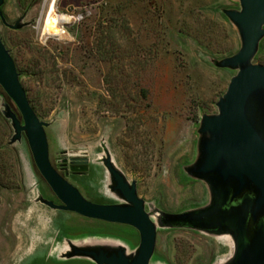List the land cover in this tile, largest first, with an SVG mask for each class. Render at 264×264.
Here are the masks:
<instances>
[{"label": "rangeland", "instance_id": "obj_1", "mask_svg": "<svg viewBox=\"0 0 264 264\" xmlns=\"http://www.w3.org/2000/svg\"><path fill=\"white\" fill-rule=\"evenodd\" d=\"M52 0H5L0 35L10 49L29 100L46 127L53 165L90 201L116 203L102 163L108 148L139 195L158 210L206 205V182L186 167L197 156L203 113L217 102L237 70L214 61L236 53L241 39L224 13L236 0H56L65 37L44 33ZM61 25V26H62ZM63 30V29H62ZM64 33V30H63ZM264 64V60L255 58ZM21 113L0 85V264H96L65 259L70 244L118 242L129 252L135 229L57 210L39 200L58 197L39 171L28 139L11 144L4 103ZM87 155L84 174L64 159ZM74 174V175H73ZM43 220V223L42 221ZM120 234L123 241L104 237ZM235 241L228 233L159 227L151 264H225Z\"/></svg>", "mask_w": 264, "mask_h": 264}, {"label": "water", "instance_id": "obj_2", "mask_svg": "<svg viewBox=\"0 0 264 264\" xmlns=\"http://www.w3.org/2000/svg\"><path fill=\"white\" fill-rule=\"evenodd\" d=\"M236 1L240 7L226 8L224 13L238 29L241 47L214 63L237 73L219 98L218 111L203 113L197 156L186 167L192 178L206 182L210 200L182 212L159 209L156 220L152 206L147 210V201L139 195L138 181L127 178L108 148L104 149L102 160L120 202L88 200L68 179L69 170L63 175L53 165L46 132L50 123L41 120L33 108L14 56L0 35V85L21 113L20 117L9 103H4L3 113L14 128L10 142L21 141L26 135L35 163L60 203L43 195L39 200L53 209L132 226L140 235L139 245L132 252L118 242L87 246L72 243L64 258L84 257L96 264H151L159 227H182L232 235L235 253L225 264H264V64L255 62L264 39V0ZM4 2L0 0L4 24L12 29L27 25L25 16L10 23L2 10ZM72 161L84 165L82 171L89 168L87 155L73 157Z\"/></svg>", "mask_w": 264, "mask_h": 264}, {"label": "bare ground", "instance_id": "obj_3", "mask_svg": "<svg viewBox=\"0 0 264 264\" xmlns=\"http://www.w3.org/2000/svg\"><path fill=\"white\" fill-rule=\"evenodd\" d=\"M55 1L56 0H52V4L50 5L48 14H47V18L45 21V27H44V33L47 35H57L62 37H65L63 30H62V23L59 17H57L56 15V10H55Z\"/></svg>", "mask_w": 264, "mask_h": 264}, {"label": "flooded vegetation", "instance_id": "obj_4", "mask_svg": "<svg viewBox=\"0 0 264 264\" xmlns=\"http://www.w3.org/2000/svg\"><path fill=\"white\" fill-rule=\"evenodd\" d=\"M74 157H81V156H74ZM72 159H73V157H71L70 159H64L63 160V163L61 164L62 165V167L64 168V169H68V168H72V167H76L77 168V171H74L75 173L74 174H84V173H86V171L87 170H85V171H82V167L84 166V165H82L81 163H78V162H73L72 161ZM103 159V158H102ZM90 162H91V159H90ZM89 162V163H90ZM102 163H103V160H102ZM104 164V163H103ZM88 166H89V164H88ZM105 166V165H104ZM89 169V168H88ZM73 172V171H72ZM109 172V171H108ZM73 174V175H74ZM110 174V173H109ZM110 178H111V175H110ZM112 184H113V181H112V178H111V184H110V188H111V190H112V192L116 195V192L115 191H113V189H112ZM117 196V195H116ZM58 202H60V200H58ZM42 221V223H43V220H41ZM110 238H112V237H110ZM114 239H117V238H114ZM118 240H121V241H123L122 239H118ZM235 248H236V246H235ZM71 250V247H70V249H68L66 252H64L63 253V255H62V257H64V254L65 253H67V252H69ZM234 253H235V250H234ZM234 255V254H233ZM233 257V256H232ZM65 259H67V258H65Z\"/></svg>", "mask_w": 264, "mask_h": 264}, {"label": "trees", "instance_id": "obj_5", "mask_svg": "<svg viewBox=\"0 0 264 264\" xmlns=\"http://www.w3.org/2000/svg\"><path fill=\"white\" fill-rule=\"evenodd\" d=\"M256 58L260 59V60H264V39L261 41L260 50H259ZM131 228L133 229L134 227L131 226ZM134 229H135L136 234L138 236V240L135 242H130V245L137 247L139 245V242H140V235H139V232L137 231V229L136 228H134ZM104 237H112V238L122 239L120 234L105 235Z\"/></svg>", "mask_w": 264, "mask_h": 264}, {"label": "built area", "instance_id": "obj_6", "mask_svg": "<svg viewBox=\"0 0 264 264\" xmlns=\"http://www.w3.org/2000/svg\"><path fill=\"white\" fill-rule=\"evenodd\" d=\"M61 27H62V29L64 30V34H67V32H66V30H65V26L62 25Z\"/></svg>", "mask_w": 264, "mask_h": 264}]
</instances>
